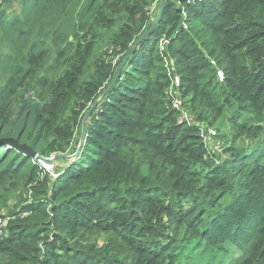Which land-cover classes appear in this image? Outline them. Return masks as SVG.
<instances>
[{
	"label": "trees",
	"instance_id": "1",
	"mask_svg": "<svg viewBox=\"0 0 264 264\" xmlns=\"http://www.w3.org/2000/svg\"><path fill=\"white\" fill-rule=\"evenodd\" d=\"M160 3L0 0V264H264V0Z\"/></svg>",
	"mask_w": 264,
	"mask_h": 264
},
{
	"label": "built area",
	"instance_id": "2",
	"mask_svg": "<svg viewBox=\"0 0 264 264\" xmlns=\"http://www.w3.org/2000/svg\"><path fill=\"white\" fill-rule=\"evenodd\" d=\"M155 9H157V8L154 5L150 8V12L151 13L155 12L156 11ZM166 43L167 42H161L160 43V49L163 50ZM218 77H219V79H222V73L221 72L218 73ZM179 88H180V78L177 75L171 76V89L169 91V97L172 100V103H171L172 108L182 111L183 112L182 116H181L182 119L188 121V119H186V112H184L183 108H182L181 99L179 97ZM202 128L204 129L203 126H202ZM215 136H216V132L214 130H211V128H208L205 131V142L207 143V142L213 140ZM52 157L53 156H50V158H52ZM33 160L36 163H38L40 166H42L45 173H48L49 176L52 178V180L57 179L59 177L60 174L55 172L53 165H47V164L43 163L42 159L37 158V157L33 158ZM7 221H8V218L0 219V234L4 232Z\"/></svg>",
	"mask_w": 264,
	"mask_h": 264
},
{
	"label": "water",
	"instance_id": "3",
	"mask_svg": "<svg viewBox=\"0 0 264 264\" xmlns=\"http://www.w3.org/2000/svg\"><path fill=\"white\" fill-rule=\"evenodd\" d=\"M163 5H164V0H161V3H160V6L158 8V13H157V17L155 19V22L152 24V26L142 35V37L140 38L139 41H141L154 27L155 25L159 22L160 18H161V12H162V9H163ZM137 42V44H138ZM132 50L126 55V57L124 58L122 64L120 65L119 69H118V73L120 71V69L122 68V66L124 65V63H126L129 55L131 54ZM117 77V76H116ZM115 77V79H116ZM96 106V103H94L89 111L87 112V114L85 115V117L83 118V134H82V138H81V142H82V139H83V135H84V132H85V123H86V119H87V116L88 114L93 111V109L95 108ZM0 144L2 145H5L7 146L8 148H14L15 150H17L18 152L24 154L25 156H28L30 158H40L42 159L43 163L47 164V165H53V163L57 160V159H74V158H77L78 155H79V148L78 150L75 152V154L73 155H70V156H66V155H57V156H53L52 158H43V157H40V156H37L36 152L33 151V149L29 146H27L26 144H18L16 140L14 139H3L0 141ZM81 145V143H80Z\"/></svg>",
	"mask_w": 264,
	"mask_h": 264
},
{
	"label": "rangeland",
	"instance_id": "4",
	"mask_svg": "<svg viewBox=\"0 0 264 264\" xmlns=\"http://www.w3.org/2000/svg\"><path fill=\"white\" fill-rule=\"evenodd\" d=\"M181 103H182V100H181ZM182 108H183V106H182ZM186 109V108H185ZM184 110V109H183ZM184 112H186V119H188V121H190V120H192L193 119V117L191 116L192 114L189 112V111H187V110H185ZM204 127V126H203ZM208 128H211V130H214L215 132H216V135L218 136V131L216 130V128H217V126L215 125V126H211V127H204V129H203V132H204V134H205V131L208 129ZM222 129H224V132L228 135V137H229V139L231 138V134H230V132L232 133V131L230 130V124H228V125H224V127H221ZM220 134V133H219ZM240 140H242V142L244 141V138H241ZM239 140V141H240ZM238 141V142H239ZM222 144L221 145H224V140H222ZM207 143H209L210 144V148H216L217 147V144H220V143H218V140L217 139H213V140H211V141H209V142H207ZM135 157H136V159H138V156L137 155H135ZM147 165V164H146ZM64 165H63V162H61V161H55L54 163H53V168H54V170H56L55 172L57 173V170H60L62 167H63ZM19 192L20 193H22L23 194V196L22 197H24V198H26V191L24 192V190L22 191V190H19L18 192H16L15 194H14V196L12 197V199H11V201H10V203L8 204V208L6 209V210H4V211H2V215L5 217V218H7V211L8 210H12L15 206H16V204L18 203V200H19ZM98 244H101V240H98Z\"/></svg>",
	"mask_w": 264,
	"mask_h": 264
}]
</instances>
